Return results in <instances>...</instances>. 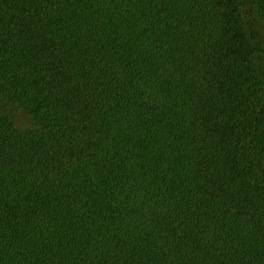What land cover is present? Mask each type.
<instances>
[{"label":"trees","instance_id":"16d2710c","mask_svg":"<svg viewBox=\"0 0 264 264\" xmlns=\"http://www.w3.org/2000/svg\"><path fill=\"white\" fill-rule=\"evenodd\" d=\"M0 264H264V0H0Z\"/></svg>","mask_w":264,"mask_h":264}]
</instances>
